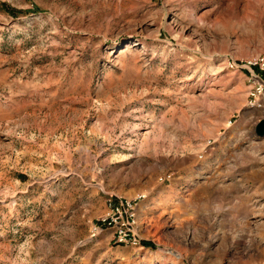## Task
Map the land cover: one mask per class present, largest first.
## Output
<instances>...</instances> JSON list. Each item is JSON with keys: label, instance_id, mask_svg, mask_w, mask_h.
Instances as JSON below:
<instances>
[{"label": "rangeland", "instance_id": "374dc122", "mask_svg": "<svg viewBox=\"0 0 264 264\" xmlns=\"http://www.w3.org/2000/svg\"><path fill=\"white\" fill-rule=\"evenodd\" d=\"M250 69L264 0H0V264H263ZM137 193L152 247L93 233Z\"/></svg>", "mask_w": 264, "mask_h": 264}, {"label": "built area", "instance_id": "2783aa9c", "mask_svg": "<svg viewBox=\"0 0 264 264\" xmlns=\"http://www.w3.org/2000/svg\"><path fill=\"white\" fill-rule=\"evenodd\" d=\"M252 65L258 66L261 69L263 68V62L258 60L248 62L247 64L249 68ZM249 79L257 86L256 88L255 86H251L248 97L256 98L264 90V82L251 69ZM261 101H258L256 105L260 104ZM249 103L251 105L255 104L251 100ZM145 197V193H137L129 199L122 196L115 198L110 196L106 198L105 210L92 226L93 233L108 231L110 233V241L117 246L125 245L133 248H143V240L138 232L137 211L139 203Z\"/></svg>", "mask_w": 264, "mask_h": 264}, {"label": "water", "instance_id": "95a60500", "mask_svg": "<svg viewBox=\"0 0 264 264\" xmlns=\"http://www.w3.org/2000/svg\"><path fill=\"white\" fill-rule=\"evenodd\" d=\"M254 131L257 137H264V117L257 122L254 127Z\"/></svg>", "mask_w": 264, "mask_h": 264}, {"label": "trees", "instance_id": "16d2710c", "mask_svg": "<svg viewBox=\"0 0 264 264\" xmlns=\"http://www.w3.org/2000/svg\"><path fill=\"white\" fill-rule=\"evenodd\" d=\"M1 8L4 9V10H6V11H8V12H10V13H12V14H14V13L16 12L15 9L10 8V7H9L8 5H6L5 3H2V4H1ZM255 70L258 71V68L255 67ZM143 244H144L145 246H147V247H152V246H153V244H152L151 242H149V241H143Z\"/></svg>", "mask_w": 264, "mask_h": 264}, {"label": "bare ground", "instance_id": "6f19581e", "mask_svg": "<svg viewBox=\"0 0 264 264\" xmlns=\"http://www.w3.org/2000/svg\"><path fill=\"white\" fill-rule=\"evenodd\" d=\"M123 197H125V196H123ZM134 197V196H133ZM125 198H127V199H129V198H132V197H125ZM137 224H138V221H137ZM139 235H140V233H139ZM142 235H140V237H141ZM143 237V236H142Z\"/></svg>", "mask_w": 264, "mask_h": 264}]
</instances>
